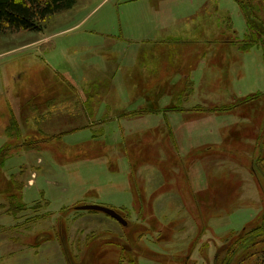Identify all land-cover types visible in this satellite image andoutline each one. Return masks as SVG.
<instances>
[{
	"label": "rangeland",
	"instance_id": "374dc122",
	"mask_svg": "<svg viewBox=\"0 0 264 264\" xmlns=\"http://www.w3.org/2000/svg\"><path fill=\"white\" fill-rule=\"evenodd\" d=\"M41 26L0 36V264H231L226 243L264 227L244 7L77 0Z\"/></svg>",
	"mask_w": 264,
	"mask_h": 264
},
{
	"label": "trees",
	"instance_id": "16d2710c",
	"mask_svg": "<svg viewBox=\"0 0 264 264\" xmlns=\"http://www.w3.org/2000/svg\"><path fill=\"white\" fill-rule=\"evenodd\" d=\"M76 1L0 0V36L8 30L40 31L42 30L41 23L48 16L70 9ZM235 1H238L244 7L248 16L249 28L253 30L251 34L248 30V33L252 36L245 38L243 41H238V43H241L240 48L242 50H249L253 47L260 48L264 57V21L258 16H254L250 0ZM4 159L0 162V167L4 163ZM258 165L260 164L258 163ZM262 169L264 168H259L260 171ZM260 229L262 231L259 233H246L226 243L225 255L228 253L235 256L231 264H264V227Z\"/></svg>",
	"mask_w": 264,
	"mask_h": 264
},
{
	"label": "water",
	"instance_id": "95a60500",
	"mask_svg": "<svg viewBox=\"0 0 264 264\" xmlns=\"http://www.w3.org/2000/svg\"><path fill=\"white\" fill-rule=\"evenodd\" d=\"M77 209H79V210L101 211V212H104L107 215L117 219L123 225H127L126 219H124V217L121 214H119L116 210H114V209H112L110 207H107V206H103V205H99V204H87V205L79 206V207H77Z\"/></svg>",
	"mask_w": 264,
	"mask_h": 264
},
{
	"label": "flooded vegetation",
	"instance_id": "af4514ba",
	"mask_svg": "<svg viewBox=\"0 0 264 264\" xmlns=\"http://www.w3.org/2000/svg\"><path fill=\"white\" fill-rule=\"evenodd\" d=\"M84 205H87V204H84ZM99 205H103V204H99ZM79 206H82V205H77L75 208H76V210H79V209H77V207H79ZM103 206H106V205H103ZM107 207H110V206H107ZM110 208H112V207H110ZM112 209H114V208H112ZM115 210V209H114ZM101 212V211H100ZM118 212V211H117ZM104 213V212H103ZM119 213V212H118ZM104 214H106V213H104ZM120 214V213H119ZM107 215V214H106ZM109 216V215H108ZM109 217H111V216H109ZM111 218H113V217H111ZM114 220H116L117 222H119L117 219H115V218H113ZM125 219V218H124ZM127 221V220H126ZM120 224H122L121 222H119ZM127 224H128V222H127ZM123 225V224H122ZM123 226H126V225H123ZM129 248V249H128ZM68 249V248H67ZM124 249L125 250H130V246L129 245H125L124 246ZM65 255V254H64Z\"/></svg>",
	"mask_w": 264,
	"mask_h": 264
},
{
	"label": "bare ground",
	"instance_id": "6f19581e",
	"mask_svg": "<svg viewBox=\"0 0 264 264\" xmlns=\"http://www.w3.org/2000/svg\"><path fill=\"white\" fill-rule=\"evenodd\" d=\"M262 173V174H261ZM263 173H264V169H262L261 171L259 170V175L261 174V175H263ZM78 241V240H77ZM79 243V242H78ZM77 247H78V245H77ZM69 248H71L73 251L76 249V247L74 246L73 248L72 247H69ZM68 248V249H69Z\"/></svg>",
	"mask_w": 264,
	"mask_h": 264
},
{
	"label": "crops",
	"instance_id": "0c3cea01",
	"mask_svg": "<svg viewBox=\"0 0 264 264\" xmlns=\"http://www.w3.org/2000/svg\"><path fill=\"white\" fill-rule=\"evenodd\" d=\"M2 88H1V83H0V97L2 96Z\"/></svg>",
	"mask_w": 264,
	"mask_h": 264
}]
</instances>
